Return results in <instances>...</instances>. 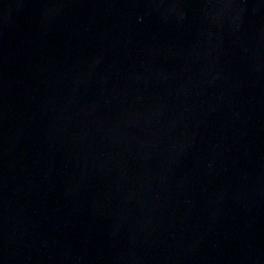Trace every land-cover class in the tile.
<instances>
[{
  "label": "water",
  "instance_id": "1",
  "mask_svg": "<svg viewBox=\"0 0 264 264\" xmlns=\"http://www.w3.org/2000/svg\"><path fill=\"white\" fill-rule=\"evenodd\" d=\"M0 264H264V0H0Z\"/></svg>",
  "mask_w": 264,
  "mask_h": 264
}]
</instances>
